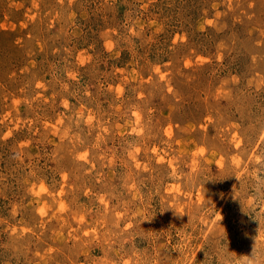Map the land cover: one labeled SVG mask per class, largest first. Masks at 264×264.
Wrapping results in <instances>:
<instances>
[{
    "label": "rangeland",
    "instance_id": "rangeland-1",
    "mask_svg": "<svg viewBox=\"0 0 264 264\" xmlns=\"http://www.w3.org/2000/svg\"><path fill=\"white\" fill-rule=\"evenodd\" d=\"M0 264H264V0H0Z\"/></svg>",
    "mask_w": 264,
    "mask_h": 264
}]
</instances>
